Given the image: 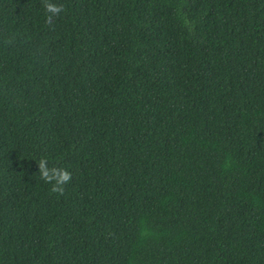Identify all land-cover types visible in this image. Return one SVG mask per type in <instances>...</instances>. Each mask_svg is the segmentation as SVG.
<instances>
[{"label": "trees", "instance_id": "obj_1", "mask_svg": "<svg viewBox=\"0 0 264 264\" xmlns=\"http://www.w3.org/2000/svg\"><path fill=\"white\" fill-rule=\"evenodd\" d=\"M50 2L0 0V264H264V0Z\"/></svg>", "mask_w": 264, "mask_h": 264}, {"label": "clouds", "instance_id": "obj_2", "mask_svg": "<svg viewBox=\"0 0 264 264\" xmlns=\"http://www.w3.org/2000/svg\"><path fill=\"white\" fill-rule=\"evenodd\" d=\"M44 9L47 13L50 15L48 16V22H51L52 16L59 14L63 6L62 5H57L50 0H44ZM38 171L40 173V178L45 182V183H52L55 181L54 184H52L51 191L58 193L60 195H63L64 192V187L66 183H68L72 179V174L70 171H68L65 168L62 167H48V162L45 158H41L38 162Z\"/></svg>", "mask_w": 264, "mask_h": 264}]
</instances>
